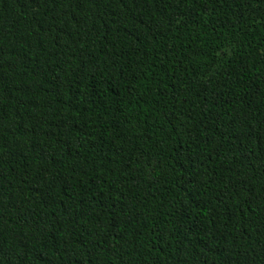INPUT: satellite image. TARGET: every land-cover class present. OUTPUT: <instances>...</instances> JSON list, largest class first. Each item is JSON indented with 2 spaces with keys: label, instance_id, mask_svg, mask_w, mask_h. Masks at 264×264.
<instances>
[{
  "label": "trees",
  "instance_id": "16d2710c",
  "mask_svg": "<svg viewBox=\"0 0 264 264\" xmlns=\"http://www.w3.org/2000/svg\"><path fill=\"white\" fill-rule=\"evenodd\" d=\"M0 264H264V0H0Z\"/></svg>",
  "mask_w": 264,
  "mask_h": 264
}]
</instances>
